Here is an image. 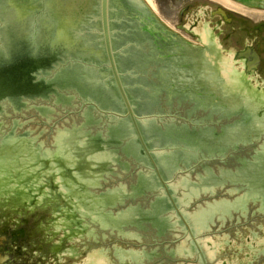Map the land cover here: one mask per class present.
I'll use <instances>...</instances> for the list:
<instances>
[{"label": "water", "instance_id": "water-1", "mask_svg": "<svg viewBox=\"0 0 264 264\" xmlns=\"http://www.w3.org/2000/svg\"><path fill=\"white\" fill-rule=\"evenodd\" d=\"M17 2L0 0L1 66L8 62L9 46L20 29V21L10 25L14 17L5 15V6L13 11ZM46 4L50 10L49 1ZM72 4L74 9L80 7L79 2ZM16 5L28 12L20 20L28 24L35 48L25 67L34 70L38 83L28 93L0 100V183L13 181L19 188L17 193L0 195V234L17 229V236L25 238L16 245L2 244L0 254L14 256L16 251L19 264H264V172L253 168L264 132L257 133L255 145L239 140L226 149L188 150L194 140L180 126L216 129L222 124L215 121L226 124L230 119L222 120L218 110L194 108L186 93L176 101L173 92L160 90L158 78L125 77L130 95L122 76L124 61L120 55L121 70L113 40L112 0H98L99 32L123 112L118 111L123 106L115 92L104 88L111 78L96 51L101 45L98 22L92 19L84 25L80 20L69 26L84 30L79 37L94 51L87 59L99 66L87 68L75 60L86 51L74 52L63 45L40 57L43 36L49 30V38L57 40L61 25L46 18L42 0ZM36 10L41 11L36 18L40 20L32 15ZM201 38L208 40L209 33L203 32ZM119 42L123 45V36ZM31 55L41 58L37 64L30 62L35 58ZM42 60L46 63L40 68ZM213 61L222 69L225 93L237 95L243 106L257 98L242 89L243 81L232 63ZM63 65L79 66L76 70L65 66L67 77ZM83 72L90 80L85 84L90 90L85 92L71 83L74 77L78 84L85 83L87 79L79 77ZM131 96L146 115L137 111ZM258 100L264 101L259 96ZM111 115L129 119L132 136L125 121ZM144 118H149L145 128ZM262 124L264 118L257 124L264 131ZM133 138L152 163L148 168L155 171L160 191L168 196L171 213L159 206L158 184L145 168L143 154L133 146ZM151 146L164 148L159 154L164 170ZM172 146L178 150H170ZM177 161L178 174L174 173ZM166 172L173 181L165 177ZM174 197L186 206L184 213L194 231Z\"/></svg>", "mask_w": 264, "mask_h": 264}, {"label": "flooded vegetation", "instance_id": "flooded-vegetation-1", "mask_svg": "<svg viewBox=\"0 0 264 264\" xmlns=\"http://www.w3.org/2000/svg\"><path fill=\"white\" fill-rule=\"evenodd\" d=\"M260 11H264V0H127L120 25L125 27L123 59L133 68L129 75L160 79V90L173 92L177 101L186 93L196 109L214 104L225 113L226 107L235 108L232 100H236V110L230 111L234 116L224 120H254L252 100L243 106L237 95H225L222 69L213 59L232 63L239 76L248 78L250 90L259 92L251 93L263 98L264 15ZM205 31L208 40L201 38ZM249 78L263 86L255 88ZM15 232L0 234V247L25 240ZM0 264H19L17 252L0 254Z\"/></svg>", "mask_w": 264, "mask_h": 264}]
</instances>
